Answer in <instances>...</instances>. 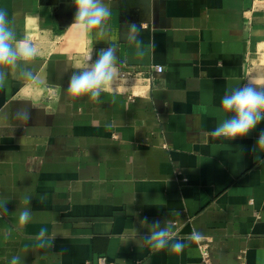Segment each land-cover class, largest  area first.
Wrapping results in <instances>:
<instances>
[{"label": "crops", "instance_id": "crops-1", "mask_svg": "<svg viewBox=\"0 0 264 264\" xmlns=\"http://www.w3.org/2000/svg\"><path fill=\"white\" fill-rule=\"evenodd\" d=\"M105 2L97 37L72 26L73 0H0L9 43L37 49L2 68L0 264H202L206 240L218 264L242 252L264 264V120L235 140L211 135L231 116L221 98L264 80V0ZM109 45L113 84L96 101L73 97V72ZM157 221L181 252L144 243Z\"/></svg>", "mask_w": 264, "mask_h": 264}, {"label": "clouds", "instance_id": "clouds-1", "mask_svg": "<svg viewBox=\"0 0 264 264\" xmlns=\"http://www.w3.org/2000/svg\"><path fill=\"white\" fill-rule=\"evenodd\" d=\"M73 5L75 15L72 26L85 35L89 32L97 37L105 34L106 21L110 15L109 6L105 0H73ZM132 33H137L134 24L129 26L127 39L135 41L136 37ZM13 39L14 33L9 27L7 12L0 10V81L7 75L2 70L3 66L14 65L18 59L31 60L37 55V49L26 41L18 42L13 47L9 43ZM116 76L115 48L109 45L106 49L100 50L98 59L94 63L79 72H73L67 91L73 97L89 95L93 101H96L101 93L113 84ZM220 108L223 113L231 114V116L226 115L212 130L211 135L228 140L245 137L264 120V80L249 79L243 86L230 90L221 98ZM14 118L27 121L30 113L26 109H18L14 113ZM257 143L264 145V131L260 133ZM2 210L7 212L4 206ZM30 218L31 213L28 210L20 213L19 220L22 224H27ZM145 222H147L146 218ZM153 228L154 231L144 237V243L152 250L170 248L171 251L178 253L184 249L183 243L170 240L168 229L160 228L158 221L154 222ZM46 231L41 229L37 239L43 240ZM200 238V234L196 231H193L189 237L192 240ZM40 246L43 247L44 244L41 243ZM10 264H19V257H12Z\"/></svg>", "mask_w": 264, "mask_h": 264}, {"label": "built area", "instance_id": "built-area-1", "mask_svg": "<svg viewBox=\"0 0 264 264\" xmlns=\"http://www.w3.org/2000/svg\"><path fill=\"white\" fill-rule=\"evenodd\" d=\"M152 69H154L155 72L157 73H163L164 72V67L163 66H153ZM142 72H124L120 74V79H128L130 77H136V76H141ZM150 79V78H147ZM210 243L208 240L202 241L199 244V248L201 251V263L202 264H218L212 260L211 257V250H210ZM101 264H106L104 259H101ZM234 264H247L245 260V255L242 252L238 256V262Z\"/></svg>", "mask_w": 264, "mask_h": 264}]
</instances>
